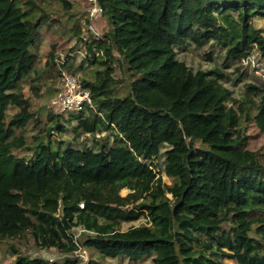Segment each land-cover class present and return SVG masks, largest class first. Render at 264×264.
<instances>
[{
    "label": "trees",
    "instance_id": "trees-1",
    "mask_svg": "<svg viewBox=\"0 0 264 264\" xmlns=\"http://www.w3.org/2000/svg\"><path fill=\"white\" fill-rule=\"evenodd\" d=\"M96 1L105 25L95 21L102 35L83 48L104 57H87L92 69L69 68L82 71L92 106L67 118L47 111L49 124L27 142L26 125L40 120L21 83L28 79L34 96L43 85L37 30L53 21L69 38L83 15L71 0H0V252L16 255L14 264H76L78 241L100 261L264 264V158L248 134L264 131V80L243 83L239 98L223 83L233 62V84L242 80L238 60L253 49L264 58L263 30L253 25L264 19V0ZM207 42L224 50L221 67L194 69L177 57L176 46ZM58 48L50 44L45 66L59 75ZM71 120L74 136L89 135L91 145L51 138ZM159 157L171 183L158 175ZM140 216L147 223L120 230ZM27 245L63 257H32Z\"/></svg>",
    "mask_w": 264,
    "mask_h": 264
},
{
    "label": "rangeland",
    "instance_id": "rangeland-1",
    "mask_svg": "<svg viewBox=\"0 0 264 264\" xmlns=\"http://www.w3.org/2000/svg\"><path fill=\"white\" fill-rule=\"evenodd\" d=\"M74 6V9L79 12L80 16L84 13V7L86 6L84 0H71ZM53 6H57L56 3H54ZM82 19V16L81 18ZM64 20V18H63ZM81 22V21H80ZM96 24L98 28H102L104 24V20L102 18H97ZM253 25L256 28H261L264 30V19L262 18H254L253 19ZM82 26V25H81ZM80 26V31H81ZM63 31V27L59 25L57 22H51L49 25L43 24L40 26L37 30L36 35V57H37V63L36 67L43 79V85L40 89L39 95L34 96L32 95L30 89H29V81L28 79L24 80L21 83V87L23 89V93L25 96L29 97L31 99V110L34 113L35 117H38L40 122L37 125H33L32 121H30L26 127H25V140L27 142H32V135H34L39 129L44 127V124H49V121L47 120L46 113L49 110V102L53 98V96L56 93V90L59 85V75L55 74L54 70H51L50 68H47L45 66V61L48 54V49L50 47V44L54 41H57L58 43V50L56 54H58L57 58L59 60H62L63 58L66 61V64H61L62 68L64 70H72L73 68L77 67L79 64L82 63V66H88V69L94 68V66H89L87 62V57L85 56V53L82 50V43L79 41L78 35H72L69 38L66 36L59 37L60 33ZM264 32V31H263ZM72 47L73 50L71 51V55L68 56L67 60L65 59V55L71 50H67L68 48ZM177 57L181 60H183L188 66L194 68V69H202L207 70L212 67H221L222 61L224 58V50L212 42L203 43L200 46L194 45V44H187L186 46H176L175 47ZM210 52L211 58L207 59L205 53ZM64 56V57H63ZM113 63H115L114 67V74L115 76L120 74V68L118 60L112 59ZM260 63V62H259ZM69 64V65H68ZM237 66L236 62H233L232 65L226 69L227 74L229 75L230 80H224V85L229 88L232 91L234 98H239L241 96V90H242V84L245 82H255L258 84V86H261L263 83V76L260 78L253 75L252 71H250L252 66L246 68L247 72L243 75L242 80L237 83L233 84V78L235 76V67ZM58 67V66H57ZM69 70V71H70ZM51 74V76H50ZM80 76L82 74L81 70H78V73ZM52 91V94L49 95L48 91ZM55 92V93H54ZM16 111V107L10 105L7 109V114L11 115ZM76 114L73 111H67L65 113H62L63 117L67 118L69 115ZM62 120V119H60ZM66 122V121H65ZM65 128H67L64 132H61L60 134H57L56 131L52 132L51 138H58L63 139L67 142H71L74 145H80V143H84L87 145H91L92 138L89 135H81L80 137H75L73 132L71 131L72 126L75 124L74 120H71L70 122H66ZM16 134L20 133L19 129L15 130ZM249 134V148L258 150L259 152L263 153L262 157L264 158V131H258L257 129H254L253 127H249L248 129ZM99 135L108 136L107 133H100ZM110 142V141H109ZM108 142V143H109ZM54 148V144L51 145ZM15 154L22 155L23 152L20 149H16L13 151ZM158 168L157 172L158 175H160L164 182L171 183V180L169 177L165 175L163 172V164H162V158H158ZM59 190V189H58ZM128 192V189H122L120 190V194L124 196ZM57 193V191H56ZM55 195V191H47L44 194L41 195V197L44 196H50L53 197ZM81 203V202H80ZM78 203V206L81 207V204ZM129 207V206H128ZM56 212L58 213L61 209V202L58 199L57 205H55ZM147 223V219L144 216H140L135 221L130 222H123L121 223L120 230L124 231L132 226H138L140 224ZM73 231L77 235V238L80 237L81 228L77 227L74 228ZM82 246V245H81ZM23 247V246H22ZM83 247V246H82ZM84 248V247H83ZM24 252L32 257H40L44 260L48 261H60L63 257L62 254L58 253L54 248L49 249H37L33 247L32 245H27L23 249ZM86 255H87V263L91 259L92 264H148L151 261V257H145L136 261H130L127 258H107L105 260H97L96 256L92 255L91 251L88 249H85ZM16 255L11 254L9 250H4L0 252V264H14V258ZM71 258L77 260L76 264H86L84 263L82 259L77 257L75 254H72ZM96 262V263H95ZM227 264H231L230 260H226Z\"/></svg>",
    "mask_w": 264,
    "mask_h": 264
},
{
    "label": "built area",
    "instance_id": "built-area-1",
    "mask_svg": "<svg viewBox=\"0 0 264 264\" xmlns=\"http://www.w3.org/2000/svg\"><path fill=\"white\" fill-rule=\"evenodd\" d=\"M84 2L86 6L84 7V13L80 22V25L82 26L79 36V41L82 43V46H84L85 42L90 38L97 39L100 38V36L102 35V33L96 30L94 26V23L97 18L101 16V7L99 6L96 0H84ZM262 34L264 36V32ZM81 51L85 53L86 57H104L103 50L97 48L96 46L92 47L90 53H87L83 47ZM112 55L115 56L116 53L113 51ZM61 59L62 60H59V58H55V62L57 63V66L60 70L59 85L55 95L49 102V110L53 113L62 114L67 111H81L88 106H92L89 88L82 84L81 77L79 74L72 73L69 70H64L62 68L61 64H64L65 60L63 58ZM110 64L115 67V63H113V61ZM238 64L245 68V70L251 65L252 68H250V71H252L253 75L258 78L264 75V58L255 49H253L246 55L240 57L238 60ZM74 237V240H77L76 234ZM76 244L77 249L74 251V254L80 259H82L84 263L86 262V264H88L86 260V251L78 243V241L76 242Z\"/></svg>",
    "mask_w": 264,
    "mask_h": 264
}]
</instances>
